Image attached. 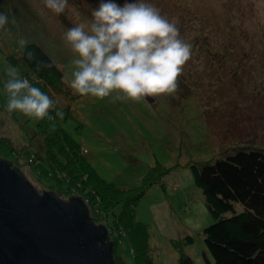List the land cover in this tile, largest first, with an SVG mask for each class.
I'll return each instance as SVG.
<instances>
[{"label": "rangeland", "instance_id": "obj_1", "mask_svg": "<svg viewBox=\"0 0 264 264\" xmlns=\"http://www.w3.org/2000/svg\"><path fill=\"white\" fill-rule=\"evenodd\" d=\"M139 2L154 5L191 45L176 91L153 102L134 101L119 91L102 99L81 96L69 87L79 57L64 33L88 23L98 0H68L58 15L44 0H0V13L8 17L0 28V156L41 192L85 199L94 221L107 224L109 240L119 243V264H136L133 247L148 253L149 263L143 264H181L185 255L197 264H208L213 256L206 228L221 211L212 213L195 165L215 162L241 146L264 148V0ZM21 39L27 42L23 48ZM35 45L42 46L64 74L62 89L50 90L57 107L71 112L61 125L66 130L60 128V135L69 134L66 140L60 135L53 138L54 130L42 131L37 120L19 111L9 114L4 107L9 67L33 86L44 83L23 62ZM71 135L78 145L69 141ZM62 142L77 159L82 157L83 166L93 164L103 179L124 190L156 180L135 206L132 227L112 220L113 213L107 217L101 195L82 181L88 170L82 167V174L78 163L70 162L60 151ZM63 185H83L88 195ZM121 210L117 206L116 214ZM232 226L234 232L239 229L238 224ZM138 258L144 261L141 255Z\"/></svg>", "mask_w": 264, "mask_h": 264}, {"label": "clouds", "instance_id": "obj_2", "mask_svg": "<svg viewBox=\"0 0 264 264\" xmlns=\"http://www.w3.org/2000/svg\"><path fill=\"white\" fill-rule=\"evenodd\" d=\"M44 4L58 15L68 7V0H44ZM91 16L88 23H79L64 33L79 57L69 82L75 93L102 99L119 91L139 101L176 91L177 78L191 57V45L154 5L139 0H98ZM7 23L8 17L0 13V28ZM26 43L19 41L21 48ZM6 75L5 110L9 114L19 111L37 121L48 120L55 130L57 118L62 120L65 115L57 107L58 100L33 86L13 67Z\"/></svg>", "mask_w": 264, "mask_h": 264}, {"label": "trees", "instance_id": "obj_3", "mask_svg": "<svg viewBox=\"0 0 264 264\" xmlns=\"http://www.w3.org/2000/svg\"><path fill=\"white\" fill-rule=\"evenodd\" d=\"M26 57L23 62L31 71L30 73L44 82L39 85V88L53 98L51 93L55 89L59 90L63 87L61 86L64 77L63 72L42 46L35 45L33 53ZM50 88H54V90L51 91ZM64 114L62 120L59 118L56 120L53 138H58L57 136L62 133L61 131L66 130L61 125L64 126L65 122L69 120L71 112L67 110ZM52 115H55V112H52ZM38 123L42 131L46 130L49 134L52 133L48 120H40ZM60 136L66 140L69 134ZM69 141L78 145L73 135ZM66 145L65 142H62L60 151L70 157V162L78 163L79 169L83 167L88 170V174L83 175L82 181H85L89 185L88 187L95 189L101 195L107 217L113 213L112 220L119 219L126 229L132 227L135 223L133 219L135 206L156 180H150L149 183H144L145 185L139 188L124 190L103 179L93 164L89 165L90 168L83 166L82 157L77 159L75 156L77 153L74 155L69 152L70 147L67 148ZM49 151L51 152L52 149L50 148ZM0 158L3 157L0 156ZM12 165L15 167L13 163ZM48 165L47 167L50 169L48 171H51L52 163ZM195 167L197 182L204 188L212 213L221 211L215 222L206 228L205 239L213 256V260L207 259L208 264H264V148L241 146L225 157L218 158L215 162H208L202 166L195 165ZM15 169L21 172L18 167ZM64 169L69 174L73 172L71 168L70 170ZM81 173L83 174L82 169ZM63 188L70 190V192L75 189L83 190L81 196L88 195L84 191L83 185L81 187L63 185ZM49 192L57 196L56 192ZM123 194H126L125 198L122 197ZM119 205L122 206V210L116 214V208ZM238 206L242 207L241 211ZM93 220L92 217L90 221ZM232 224H238L239 229L234 232ZM111 242L114 243L113 262L119 264L117 258L119 243ZM133 252L136 264L149 263L148 253L143 248L140 251L133 247ZM138 254L144 261H139ZM180 263L197 264L189 255L183 256Z\"/></svg>", "mask_w": 264, "mask_h": 264}, {"label": "water", "instance_id": "obj_4", "mask_svg": "<svg viewBox=\"0 0 264 264\" xmlns=\"http://www.w3.org/2000/svg\"><path fill=\"white\" fill-rule=\"evenodd\" d=\"M91 219L85 199L43 193L0 158V264H114L108 225Z\"/></svg>", "mask_w": 264, "mask_h": 264}]
</instances>
